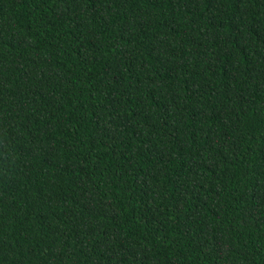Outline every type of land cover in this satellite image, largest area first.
I'll use <instances>...</instances> for the list:
<instances>
[{"label": "trees", "instance_id": "16d2710c", "mask_svg": "<svg viewBox=\"0 0 264 264\" xmlns=\"http://www.w3.org/2000/svg\"><path fill=\"white\" fill-rule=\"evenodd\" d=\"M0 264H264V0H0Z\"/></svg>", "mask_w": 264, "mask_h": 264}]
</instances>
